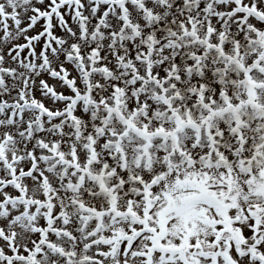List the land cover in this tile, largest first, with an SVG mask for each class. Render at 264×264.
Instances as JSON below:
<instances>
[{
	"label": "snow or ice",
	"instance_id": "snow-or-ice-1",
	"mask_svg": "<svg viewBox=\"0 0 264 264\" xmlns=\"http://www.w3.org/2000/svg\"><path fill=\"white\" fill-rule=\"evenodd\" d=\"M0 264H264V0H0Z\"/></svg>",
	"mask_w": 264,
	"mask_h": 264
}]
</instances>
